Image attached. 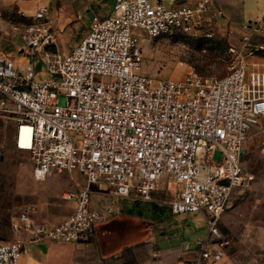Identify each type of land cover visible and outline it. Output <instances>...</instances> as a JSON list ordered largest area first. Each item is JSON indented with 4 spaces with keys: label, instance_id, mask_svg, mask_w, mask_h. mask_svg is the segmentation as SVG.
<instances>
[{
    "label": "built area",
    "instance_id": "obj_1",
    "mask_svg": "<svg viewBox=\"0 0 264 264\" xmlns=\"http://www.w3.org/2000/svg\"><path fill=\"white\" fill-rule=\"evenodd\" d=\"M113 2L112 14L95 15L69 55L57 50L48 7L33 16L19 13L20 36L32 56L42 55L48 82L36 81L32 64L20 66L0 54V124L14 128V145L30 154L34 179L79 172L85 180L77 192L63 194L76 209L60 224L39 225L27 209L13 232L28 233L29 242L80 244L113 214L112 206L92 208L95 186L106 185L117 199L152 202L166 191L168 176L176 192L162 202L171 213H200L208 222L209 234L197 240L188 264L220 262L230 241L218 227L247 180L244 145L253 130L264 134V71L247 63V57L264 55V46L246 56L231 49L234 60L221 79L191 71L180 80L155 82L142 75L133 30L151 39L180 33L212 40L218 26L212 21L214 0L195 7H169L165 0ZM60 94L68 99L66 107L59 105ZM217 150L221 162L213 160ZM24 245L0 242V264H19Z\"/></svg>",
    "mask_w": 264,
    "mask_h": 264
},
{
    "label": "rangeland",
    "instance_id": "obj_2",
    "mask_svg": "<svg viewBox=\"0 0 264 264\" xmlns=\"http://www.w3.org/2000/svg\"><path fill=\"white\" fill-rule=\"evenodd\" d=\"M11 1L15 2V6L9 9L0 5V54L9 56L20 66L32 64L38 82H48L52 77L46 72L47 67L42 55L32 56L23 42L20 36L22 21L19 11L27 13L38 7L48 6L49 18L54 22L60 15V6L65 8L67 14L76 12L78 18L65 30L57 24L55 27L57 50L62 55H69L88 35L94 15L106 17L112 14L114 6L113 0H97L94 9L87 5V0H1V3L4 5ZM176 1L165 0L169 7H176ZM180 1L195 7L200 0ZM214 2L216 9L214 8L213 15L216 17H212V21L218 26L212 40L180 33L151 39L146 32L140 29L133 30L141 50L143 76L155 82L180 80L191 71H195L205 78L221 79L228 74L234 60L231 49L243 52L246 56L250 49L264 46V28L256 24L258 22L255 18H250L259 7L258 0H252V4L248 6L251 10L243 5L244 0ZM247 63L250 68L264 71L263 53L247 57ZM67 102V97L60 94L59 105L66 107ZM213 160L221 162L222 152L215 151ZM242 167L247 180L236 192L218 227L223 236L230 241V247L223 260L215 264H264V134L252 136L246 142ZM168 178V176L164 178L166 191L157 193L154 196L156 201H143L135 196L127 199L103 196L104 193L109 194V188L103 184L93 188L92 201H102L100 205L114 203L112 205L116 204L122 211L128 210L130 218H145L147 221H143L145 223L143 230L146 234L144 240L150 236L155 219L161 217L169 238L159 246L193 252L198 249L197 240L204 239L209 234L207 218L200 213L182 216L171 213L162 202L175 196L176 185ZM77 185L85 186V180L79 172H74L71 178L66 174L55 173L43 182L36 181L33 177L30 154L15 147L14 128L8 123L1 122L0 241L15 240L12 225L27 209H32L33 218L38 222L52 224L61 222L60 217L76 206L75 201H65L62 196L65 192L74 191L73 188ZM131 227L129 223V242L135 239L130 233ZM144 240L115 255L112 263L151 264L152 261L147 257L150 256L151 247H148ZM122 245L118 244L116 249H120ZM146 246L148 252L140 254L139 249ZM27 254L22 258L23 262L27 260Z\"/></svg>",
    "mask_w": 264,
    "mask_h": 264
},
{
    "label": "crops",
    "instance_id": "obj_3",
    "mask_svg": "<svg viewBox=\"0 0 264 264\" xmlns=\"http://www.w3.org/2000/svg\"><path fill=\"white\" fill-rule=\"evenodd\" d=\"M26 1H30V0H26ZM96 1L97 0H87V5L93 8L97 6ZM258 1H259L258 4L259 7L254 10L255 12L252 15L253 17L250 18H255V20L258 22L256 24H260V26L264 28V0H258ZM14 4L15 2L11 1L3 5V3H1L0 0V5L5 7V9H9L15 6ZM176 4L179 5L184 3H182V1L180 0H177ZM251 4H252V0H244L243 2V5L249 8L250 10L251 7L248 6H250ZM88 6H86L85 8L87 9ZM59 9L61 12L57 20H55V22L49 18V15L47 17L54 32L56 29L55 28L56 24L59 25V27H61L63 30H65L67 26L72 24L74 20L78 18L76 12L72 11L67 14L65 8L60 6ZM36 10L27 11V14L33 16ZM20 12L22 11L20 10L19 13ZM250 24L252 23L250 22ZM257 131L258 129L253 130L250 138L252 136L258 135ZM58 174L61 175L65 173H61V174L58 173ZM72 176L73 174L69 177L71 178ZM80 188L82 187L77 185L75 188H73L74 191L71 192H77ZM107 195H110V191L109 194L106 193L103 194V196H107ZM111 200L113 199L111 198ZM100 202L102 201H98V200H96V202L92 201V208L101 210L105 207L112 206L113 214L110 216L107 222L98 224L95 227L93 233L90 235L89 239L83 241L80 244L59 243V242H50V241H44L39 243L29 242L28 233H16V234L14 233L16 236L15 240H23L25 242L23 256L21 257L19 264H113L112 258L115 255L122 252L124 249H129V246L131 247L139 244L140 240L142 241L144 240L146 234L145 231L143 230L145 224L143 223V221H147L145 218H136V217L130 218L128 210L122 211L121 208L116 204L112 205L114 203L112 204L105 203V205H100ZM75 209L76 206L72 210H69V212H67L66 215H62L59 221L62 222L65 218L71 215ZM42 221H46V220H42ZM155 221L156 222H154L153 226L151 227L152 232L150 236L146 238L147 240H144L145 244H148L147 246L151 247L149 251L150 256H147L152 261L151 264H188L189 262H191L195 258L196 250H194L193 252H185L181 248H167V247L161 248L159 246L160 244H163L164 240L169 238L168 230L164 226V221L161 219V217L155 219ZM61 222H59L58 224H60ZM36 223L47 227H54L58 225L57 223L52 224L50 222L46 223V222L36 221ZM129 223H131L132 225L131 227L132 230L130 231V233H132L131 235L134 236L135 238L131 242H129ZM118 244H123L120 249H116ZM147 246L141 249L138 248L139 253L143 255L146 251L148 252L149 249ZM26 254H27V260L23 262L22 258H24Z\"/></svg>",
    "mask_w": 264,
    "mask_h": 264
},
{
    "label": "trees",
    "instance_id": "obj_4",
    "mask_svg": "<svg viewBox=\"0 0 264 264\" xmlns=\"http://www.w3.org/2000/svg\"><path fill=\"white\" fill-rule=\"evenodd\" d=\"M0 242H3V241H0Z\"/></svg>",
    "mask_w": 264,
    "mask_h": 264
}]
</instances>
